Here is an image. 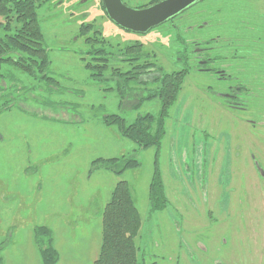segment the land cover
Segmentation results:
<instances>
[{
    "label": "rangeland",
    "instance_id": "obj_1",
    "mask_svg": "<svg viewBox=\"0 0 264 264\" xmlns=\"http://www.w3.org/2000/svg\"><path fill=\"white\" fill-rule=\"evenodd\" d=\"M38 15L49 76L56 82L39 81L38 74L13 65L1 69L0 264H44L38 227L52 230L58 264H94L104 210L123 181L142 218L139 261L264 264V90L250 91V103L238 110L217 96L225 93L217 82L196 70L186 76L157 157L168 202L153 212L149 192L158 151L142 149L104 119L119 115L129 125L139 116L157 115L158 100L137 105L157 85L133 82L121 100L111 67L127 68L110 61L106 80H93L87 63L95 62L80 31L93 25L87 37L100 31L114 53L119 45L139 44L128 52L150 55L168 74L183 65L168 52L166 26L147 35L127 32L107 17L100 0H47ZM219 30L225 34L224 23ZM124 157L140 166L116 174L94 165Z\"/></svg>",
    "mask_w": 264,
    "mask_h": 264
},
{
    "label": "trees",
    "instance_id": "obj_2",
    "mask_svg": "<svg viewBox=\"0 0 264 264\" xmlns=\"http://www.w3.org/2000/svg\"><path fill=\"white\" fill-rule=\"evenodd\" d=\"M47 0H0V77L4 65H13L23 70L32 77L38 74V80L54 84L56 81L49 76L51 60L48 49L44 45V33L42 31L38 10ZM94 30L93 25H84L81 28V36H88ZM101 33L93 32V37L87 38L89 45L88 55L92 56L95 63H87V69L91 78L96 81H104L105 74L109 70L110 60L105 45L101 43ZM134 48V47H133ZM132 48H128L130 50ZM128 56L126 62H131V71L124 76H134L135 71L156 67L148 57L137 53ZM129 65V64H128ZM133 66V67H132ZM135 70V71H134ZM153 80L157 85L155 89H146L139 104L158 100L160 111L157 115L147 114L139 116L133 123L127 124L119 115L106 116L104 124L107 127L115 126L121 135L142 149L155 148L158 153L155 160V169L150 185L149 199L152 211H163L168 198L159 168L157 157L160 156L163 141L167 135V121L171 109L177 104L182 92L187 71L162 73ZM137 74V73H135ZM118 90L128 94L132 89V83L149 88L150 82L138 78H122ZM134 84V83H133ZM124 163V168H119ZM105 164L116 174H121L129 169L140 166L134 158L97 160L94 165ZM142 228V218L134 202L130 186L127 182H120L114 189L111 201L103 213L102 247L99 257L94 264H147L138 259L137 238ZM36 242L39 246L44 264H58L60 254L55 247V239L52 230L48 227H38L35 231ZM157 264V263H153Z\"/></svg>",
    "mask_w": 264,
    "mask_h": 264
},
{
    "label": "flooded vegetation",
    "instance_id": "obj_3",
    "mask_svg": "<svg viewBox=\"0 0 264 264\" xmlns=\"http://www.w3.org/2000/svg\"><path fill=\"white\" fill-rule=\"evenodd\" d=\"M163 1L166 0H122V4L130 9L142 10ZM252 2L254 6L247 7L251 6ZM255 4L261 9L255 8ZM100 6L109 17L104 0H100ZM223 23L226 26L225 34L219 30ZM161 26H166L165 32L169 33L165 35L170 37L167 40L171 48L168 52H174L176 63L183 65V68L177 72L183 70L189 75L196 70L201 76H207L208 80L217 82L219 88L225 91L217 96L225 99L230 108L242 109L251 98L250 91L264 90V0H194L185 10L158 27ZM158 27L146 33L122 29L147 35ZM95 31L100 33L98 30ZM87 38L86 36V44L89 48ZM101 43L105 45L104 50L107 49L109 60L113 64L123 63L127 68L122 72L121 69L112 66L114 72L112 80L117 79L118 83H123L122 78H138L140 82L144 80L152 84L153 80L161 75L159 67L154 66L141 71L134 70L137 73H134V76L123 77L122 75L131 71V62H126V58L138 55L129 53L127 49L140 45L129 44L124 47L119 45V49H122L114 53L112 45L106 43L105 38L102 37ZM193 63L195 64L192 65ZM137 82L138 80L135 83ZM127 95L121 91L119 93L121 100ZM137 105H140L139 102ZM234 170L235 167L233 169L235 175ZM177 263L181 264V260L179 259Z\"/></svg>",
    "mask_w": 264,
    "mask_h": 264
},
{
    "label": "water",
    "instance_id": "obj_4",
    "mask_svg": "<svg viewBox=\"0 0 264 264\" xmlns=\"http://www.w3.org/2000/svg\"><path fill=\"white\" fill-rule=\"evenodd\" d=\"M193 1L166 0L142 10L130 9L122 4V0H104V5L116 24L133 32L146 33L185 10Z\"/></svg>",
    "mask_w": 264,
    "mask_h": 264
}]
</instances>
